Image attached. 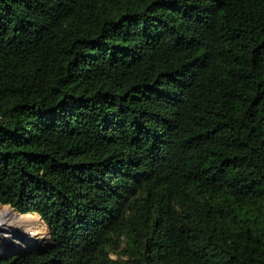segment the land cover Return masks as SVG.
I'll return each mask as SVG.
<instances>
[{
  "label": "trees",
  "instance_id": "16d2710c",
  "mask_svg": "<svg viewBox=\"0 0 264 264\" xmlns=\"http://www.w3.org/2000/svg\"><path fill=\"white\" fill-rule=\"evenodd\" d=\"M0 204V264H264V0H0Z\"/></svg>",
  "mask_w": 264,
  "mask_h": 264
},
{
  "label": "rangeland",
  "instance_id": "374dc122",
  "mask_svg": "<svg viewBox=\"0 0 264 264\" xmlns=\"http://www.w3.org/2000/svg\"><path fill=\"white\" fill-rule=\"evenodd\" d=\"M5 208L14 209L10 206H3L0 204V214L4 211ZM16 214L20 215L18 212L14 211ZM33 215V214H31ZM24 216V215H23ZM39 216V215H38ZM40 217V216H39ZM15 218L14 221L18 225H13L12 223H4L0 227V248H4L5 251L10 252V250H37L35 248L40 244L44 247L40 249H45L47 244H50L52 239L50 229L47 224L44 225V222L41 218ZM17 226L15 229H11L10 226ZM47 225V226H46ZM12 235V236H11ZM3 236L5 241L2 240ZM11 236V237H10ZM19 251V252H21ZM17 253V252H12ZM126 259V258H125Z\"/></svg>",
  "mask_w": 264,
  "mask_h": 264
},
{
  "label": "bare ground",
  "instance_id": "6f19581e",
  "mask_svg": "<svg viewBox=\"0 0 264 264\" xmlns=\"http://www.w3.org/2000/svg\"><path fill=\"white\" fill-rule=\"evenodd\" d=\"M39 216L38 215H31V214H27V215H18L16 214L13 210H11L10 208H5L4 211L0 214V227L4 224V223H12L13 225H18L17 223H15L14 219L15 218H38ZM40 218V217H39ZM10 226V228L13 230L15 229V227L17 226ZM12 236V235H11ZM10 236V237H11ZM5 238H9V237H5L3 236L2 237V240L5 241V244H7V241ZM43 245V244H42ZM40 244V246L38 247H35V248H39L37 250H43V249H40L41 247H44ZM46 249V248H45ZM24 250V249H23ZM22 250V251H23ZM21 251V250H20Z\"/></svg>",
  "mask_w": 264,
  "mask_h": 264
},
{
  "label": "water",
  "instance_id": "95a60500",
  "mask_svg": "<svg viewBox=\"0 0 264 264\" xmlns=\"http://www.w3.org/2000/svg\"><path fill=\"white\" fill-rule=\"evenodd\" d=\"M51 248H52V243H51V244H47V245H46V249L39 250V251H36V252L39 253V254H44V253H46L47 251H49Z\"/></svg>",
  "mask_w": 264,
  "mask_h": 264
}]
</instances>
